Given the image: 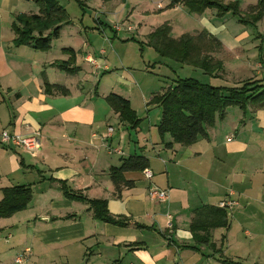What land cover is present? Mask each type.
<instances>
[{"label": "crops", "instance_id": "crops-1", "mask_svg": "<svg viewBox=\"0 0 264 264\" xmlns=\"http://www.w3.org/2000/svg\"><path fill=\"white\" fill-rule=\"evenodd\" d=\"M81 2L82 15L89 9L99 16L69 18L47 48L35 49L13 44L12 24L17 15L36 14L38 7L30 1L0 0V133L37 132L41 143L33 156L0 143V191L27 186L32 194L29 208L20 212L26 213L20 233L27 240L10 256L29 249L26 264H264V108L229 106L205 136L186 147H165L170 138L165 134L161 140L158 121L144 124L137 111L135 127L121 122L105 98L113 93L133 107L130 95L100 86L85 94V79L113 68L119 82L120 77L126 80L130 71L125 65L136 64L125 59L128 52L137 57L134 40L144 37L146 43L156 28L169 27L175 14L169 9L180 11V6L171 7V0ZM221 2H237L246 14L258 0ZM262 22L264 15L256 24ZM169 35L173 37L172 29ZM261 35L244 42L255 43ZM116 38L120 42H113ZM256 66L263 70L258 77H264V61ZM52 87H62L66 94ZM108 126L113 132L104 138ZM132 156L145 158L151 179L140 170H127L113 181L109 169ZM151 186L166 190L167 201L151 200ZM64 191L80 199L67 198ZM226 198L238 203L231 211L217 206ZM81 199L105 200L109 215L121 224L95 219ZM194 219L206 235L202 244L193 235Z\"/></svg>", "mask_w": 264, "mask_h": 264}, {"label": "trees", "instance_id": "trees-1", "mask_svg": "<svg viewBox=\"0 0 264 264\" xmlns=\"http://www.w3.org/2000/svg\"><path fill=\"white\" fill-rule=\"evenodd\" d=\"M32 1L37 7L35 14H19L12 24L14 33L13 44L15 46H30L32 48H47L51 40L56 39L62 25L68 23V14L58 4L57 0H23ZM79 7H83L81 0H75ZM171 7L180 6L190 13H199L206 8L216 9L220 15L231 13L238 21L245 25H253L264 15V0H258L257 4L248 8L246 14L239 9L237 2L223 4L221 0H171ZM46 33V35H44ZM170 28L162 25L147 35L146 44L151 46L160 56L171 57L178 62L191 64L204 72L217 75L222 66L211 64L208 59L197 57L192 49L194 43L208 42L220 48L219 41L207 32H200L195 37L183 35L179 39L170 37ZM193 43V44H192ZM69 65H65L67 67ZM65 95L62 87H52ZM106 102L110 108L118 114L119 120L131 127H135L138 120L135 112L130 109L128 100L116 94L106 96ZM153 104L160 108L161 114L156 125L157 132L163 139L167 134L169 142H163L169 148L172 145L189 146L199 137L205 136L207 127L214 124L215 118H222L224 111L229 106H237L241 110L252 107L255 110L264 108V78L259 81H242L240 84L226 86H211L199 83L191 78L176 79L172 84L162 87L158 93L152 95L147 105ZM164 141V140H163ZM147 169L145 158L132 156L126 159L119 167H111L109 176L116 181L117 175L127 170ZM0 200V218H8L13 213L24 210L31 200V190L27 186H13L3 188ZM67 198L79 200L80 197L64 191ZM95 219L105 223L121 224L115 221L108 213L105 200H86ZM219 208V207H218ZM221 209V208H219ZM224 210V209H221ZM191 223L196 242L202 244L206 241V235L199 229L195 222ZM202 232V236L199 233Z\"/></svg>", "mask_w": 264, "mask_h": 264}, {"label": "rangeland", "instance_id": "rangeland-1", "mask_svg": "<svg viewBox=\"0 0 264 264\" xmlns=\"http://www.w3.org/2000/svg\"><path fill=\"white\" fill-rule=\"evenodd\" d=\"M57 1L63 9H66V13L69 15L68 17L70 19L73 18L79 21L83 16L86 19H88V17L91 18V16L94 17L95 14L96 16L97 14L99 16V13H94V10L89 9H86L84 13L85 15H82V10L75 2V0ZM30 2V6H33L34 8V3L32 1ZM179 9L180 11H175L171 8L169 9L172 12H175V14L170 17L171 23L169 25L170 31L172 29V36L174 38L171 36L170 37L177 40L183 35H186L185 33H188L191 36L194 34V31H204L203 27H205L207 31H210V34L212 36L215 35V37L220 42V48H217L216 46L211 45L208 42H198L194 43V49H192V53L195 51L194 54L197 57L204 58V60L208 59L207 61H210L211 64H218L220 62L222 70H217L218 72L216 76L208 74L198 67H193L191 64L178 62L171 57L169 58L160 56L151 46L147 45L144 42V37H140L138 39L139 42L137 40H134V43L137 46V57L131 56L132 54H129L128 52V56L127 58H125L126 61L131 60L134 63L139 64H131V66H128V64L125 65V67H128L130 71V76H128L126 80H124L123 77H120L121 82H119L114 77L113 73H115V71L112 68L108 73H105V75L100 72L99 78L94 77L95 79H92V77H89L85 79V81L88 82L84 83L83 92L87 94L88 91H96L100 86L104 87L105 89L110 88L116 91H120L122 95L125 96L130 95L129 97L133 106H130V109L134 112L137 111V113L141 115V117L143 118L142 123H149L151 126H153L157 123V119L160 116L161 111L160 108L156 107L153 104L147 105V101L151 96V93H158L162 87L172 84L176 79L191 78L199 83H205L215 87H229L232 85L234 86L240 84L242 81L250 80L257 82L260 79L264 78L261 77L263 74L262 68L260 66L255 67L257 62L260 63L264 61V48L262 46L264 45L263 22L261 23V25L256 24L257 22L253 24L254 26L256 25L258 27V31L255 32L253 28L249 27V24L245 25L240 23L237 17L233 16L231 13L220 15L217 13L216 9L209 8H206L199 13H190L183 7H180ZM100 13L102 16V12ZM244 14L245 13H243V15ZM132 21L136 25H138V23H141L138 21V19H133ZM210 21L211 24H209ZM239 26L244 27V30H241ZM182 31H184L185 33H183ZM257 33L262 35L256 38L257 41L255 43H253L252 41L251 43L248 42L245 44L244 41H246L248 38H253L254 34L258 35ZM197 34L192 37H195ZM105 35L106 37L111 36L107 31L105 32ZM115 41L120 42L118 38L114 39L113 42ZM254 44H256L255 47H253ZM260 47H262L263 49L260 50ZM256 48L259 49L255 50ZM110 51L108 52L110 54V59L116 60L114 58L115 55H112ZM119 52L124 56L126 54V49H119ZM119 65L120 63H118V67ZM85 68L87 72L91 71L90 68L86 65ZM257 71L258 74H256ZM119 74H121V72H119ZM119 74L116 75L118 78ZM259 74H261V76L258 77ZM98 79L100 80L98 81ZM227 110L229 111L231 109L227 108ZM238 110L241 111V109ZM248 110L249 109H246V111ZM109 127L112 126H108L107 129ZM107 129L104 138L109 137L112 134H107ZM91 138L93 140L97 139L96 134H92ZM109 152H116L118 154L120 151L109 148ZM36 200H34L33 202H35ZM80 202L83 201L81 200ZM29 203L27 204V207L31 204ZM27 207L25 209H27ZM24 210L15 212L10 217H8L11 218L12 216H14L11 221L8 220L7 222L8 218H0V253L4 254L2 257L0 256V264H16L15 262H13L15 259L13 258V256L16 252L14 249L24 248V243L26 242L27 238L22 233H20L24 231V227L26 225L25 223L23 224L24 221H22V219L24 218V214L26 213H20ZM35 221L37 220L34 219V222ZM8 235H10V239L7 238ZM16 245H18L17 248ZM13 250L14 254L10 256L11 253H9V251ZM24 251L25 249L18 254L23 253ZM30 253L31 252L29 250V252L25 253V255L23 256V264H26V259L30 255Z\"/></svg>", "mask_w": 264, "mask_h": 264}, {"label": "built area", "instance_id": "built-area-1", "mask_svg": "<svg viewBox=\"0 0 264 264\" xmlns=\"http://www.w3.org/2000/svg\"><path fill=\"white\" fill-rule=\"evenodd\" d=\"M89 62H91V64L94 63L92 60H89ZM112 131L113 127H109L107 129V134L112 133ZM0 143L5 146L13 145L15 147H20L31 156H33L41 146L39 134L37 132H33V134L29 136H20L17 134H10L6 131H2L0 133ZM142 173L146 180L151 179L152 173L149 169H144ZM147 195L151 200L156 202H165L168 199L167 191L159 189L156 186L149 187L147 190ZM237 204L238 203L235 200L226 198L218 202L217 206L221 209L231 211L237 206ZM27 252H29L28 249H26L23 253L16 255L14 262L16 264H23V256Z\"/></svg>", "mask_w": 264, "mask_h": 264}]
</instances>
